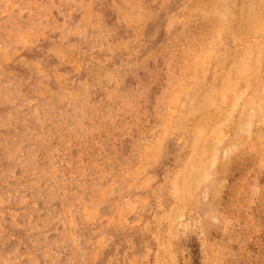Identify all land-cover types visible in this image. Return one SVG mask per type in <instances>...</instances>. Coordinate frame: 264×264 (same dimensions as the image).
Segmentation results:
<instances>
[{"label":"rangeland","instance_id":"rangeland-1","mask_svg":"<svg viewBox=\"0 0 264 264\" xmlns=\"http://www.w3.org/2000/svg\"><path fill=\"white\" fill-rule=\"evenodd\" d=\"M0 264H264V0H0Z\"/></svg>","mask_w":264,"mask_h":264}]
</instances>
